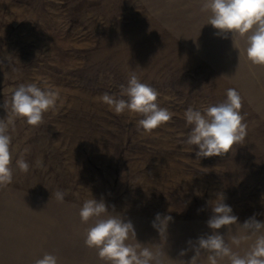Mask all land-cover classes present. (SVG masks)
I'll return each mask as SVG.
<instances>
[{"label":"rangeland","instance_id":"1","mask_svg":"<svg viewBox=\"0 0 264 264\" xmlns=\"http://www.w3.org/2000/svg\"><path fill=\"white\" fill-rule=\"evenodd\" d=\"M203 2L0 0V119L21 84L59 93L42 124L16 118L10 127L13 180L0 187V264H34L45 253L58 264H105L85 244L95 218L79 216L92 198L130 221L136 238L128 243L162 252L163 264L191 260L188 242L212 234L207 221L220 195L239 224L253 216L264 222V66L248 61L245 36L218 35L207 24ZM133 72L175 114L150 133L137 130L138 114L117 115L100 99L119 97ZM230 88L242 97L246 138L224 156L198 158V147L186 143L184 112L225 101ZM25 148L27 173L15 163ZM157 214L172 217L165 235L153 227ZM217 231L241 256L254 243L231 244L245 235L238 224Z\"/></svg>","mask_w":264,"mask_h":264},{"label":"clouds","instance_id":"2","mask_svg":"<svg viewBox=\"0 0 264 264\" xmlns=\"http://www.w3.org/2000/svg\"><path fill=\"white\" fill-rule=\"evenodd\" d=\"M202 11L210 12L209 22L213 28L219 30L218 35L232 33L246 37V56L254 66H264V0H204ZM159 93L148 84L140 82L133 72L127 82V87L121 85L119 97L104 93L100 99L117 115L126 111L138 114L137 130L150 133L154 129L171 121L175 115L167 108L157 103ZM126 97V99H125ZM59 93L51 87L41 88L36 83L21 84L12 90L10 100H5L3 107L7 117L0 119V187H6L13 180L11 135L10 127H14L15 119L20 118L30 126L43 123L44 114L54 110L57 106ZM242 97L235 89H228L225 101L208 106L203 110L188 107L184 112L186 124L190 126L186 143L197 146L196 156L212 157L224 156L234 145L243 144L247 135V124L240 113ZM9 109L11 115H9ZM25 148L20 158L16 160L17 168L27 173L29 164L24 154L29 152ZM38 167L43 166L42 160H37ZM55 198L63 202L65 192L57 190ZM73 195L79 196V193ZM220 195L212 206L213 215L207 221L212 234L200 237L195 244L189 245L195 255L187 264H199L202 253H208V264H219L227 258L230 264H264V222L257 221L255 216L246 220L242 225L233 210L224 202ZM79 216L82 223L95 218V223L86 231L85 244L95 249L99 258L105 264H163V253L153 252L147 247L129 244L130 238H136L133 224L120 215L112 214L104 201L94 198L85 200L80 208ZM171 216L161 217L157 214L153 227L160 235H165ZM239 225L244 236H233L231 244L239 246L242 240L255 237L254 243L243 255L232 250L224 235L217 230L231 225ZM181 256L185 252L180 253ZM34 264H58L57 256L45 253L36 259ZM184 264V262H183Z\"/></svg>","mask_w":264,"mask_h":264}]
</instances>
